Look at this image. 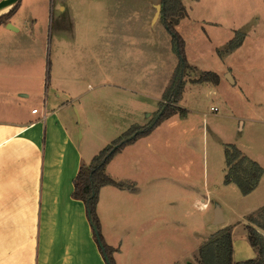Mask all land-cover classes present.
<instances>
[{
  "label": "crops",
  "instance_id": "0c3cea01",
  "mask_svg": "<svg viewBox=\"0 0 264 264\" xmlns=\"http://www.w3.org/2000/svg\"><path fill=\"white\" fill-rule=\"evenodd\" d=\"M53 1L42 0L27 15L19 5L0 24V264H108L84 201L73 196L74 178L83 163L158 113L179 57L161 20L162 0ZM207 1L182 0L187 15L177 29L193 70L178 106L188 107L184 95L193 87L207 88L229 108L244 96L241 108L252 111V102L262 104L244 90L242 72L232 70L243 43L219 54L233 33L208 11L195 12ZM256 68L252 61L248 73ZM202 71L216 72L219 83L193 82ZM188 111L127 145L106 166L125 183L102 186L97 203L116 264H195V237L199 249L207 241L196 234L194 208L205 211L214 200L195 182ZM223 218L218 231L228 228Z\"/></svg>",
  "mask_w": 264,
  "mask_h": 264
},
{
  "label": "rangeland",
  "instance_id": "374dc122",
  "mask_svg": "<svg viewBox=\"0 0 264 264\" xmlns=\"http://www.w3.org/2000/svg\"><path fill=\"white\" fill-rule=\"evenodd\" d=\"M41 1L20 0L8 11L0 14V20L3 22L8 19L19 5L22 15L30 14L33 5H39ZM48 1L51 3L52 0ZM214 3L217 4L214 5ZM206 11L209 12L210 17L221 22L225 30L233 33L231 39L235 37L236 32L245 35L243 46L238 50L235 58L237 62H234L235 67L233 66L232 70L236 74L242 72V77L247 82L246 87L243 86L244 90L252 91L254 95L252 97L262 104H255L256 101H254L252 102L253 110L247 111L241 108L243 104H247V99L243 96L242 101L236 99L237 101H234L229 108L228 105L221 103L218 96L209 95L207 88L193 92L192 87L187 89L184 95L188 106L186 111L188 113L189 109L194 115L192 116L194 118L192 127L196 140L194 148L195 182L203 193L206 194V188L209 189L210 199L220 204L223 215L227 219L228 228L236 240L234 261L237 262L255 258L252 256L260 257L255 247L250 251L247 249L250 242L246 226L247 224L256 226L252 219L259 218V213L264 207V178L260 188L246 195L237 185H227L225 183V145L235 144L244 154L259 162L264 168V0H226V2L208 0L206 9L196 8L195 10L198 15ZM21 56L27 55L21 54ZM252 61L257 67L254 69V75L248 73ZM212 105L217 106V110H212ZM204 114L207 117L206 124H203ZM241 118L246 122L243 129H240L242 128ZM250 118L255 121L249 122ZM212 132H216L218 138ZM179 152L185 153L186 150L179 147ZM214 202L205 211L194 208L196 234L208 235L204 237L207 241L216 236L219 232L218 225L222 224H215L216 205ZM258 229L264 234L262 228L258 227ZM200 244L201 242L195 237L194 249L190 251L191 256L194 255L195 264H201L199 261Z\"/></svg>",
  "mask_w": 264,
  "mask_h": 264
},
{
  "label": "trees",
  "instance_id": "16d2710c",
  "mask_svg": "<svg viewBox=\"0 0 264 264\" xmlns=\"http://www.w3.org/2000/svg\"><path fill=\"white\" fill-rule=\"evenodd\" d=\"M187 15V8L182 0H162L161 20L172 35V40L179 62L173 73L169 85L160 104V110L154 115L147 125H134L125 131L121 136L112 141L95 155L89 164L83 163L78 174L74 178L73 196L82 199L86 205L87 213L93 227L99 231L100 250L108 264H116L113 253L115 249L108 245L101 233V222L97 213L99 190L102 186L112 184L124 187L125 183L116 181L106 172V166L110 160L127 145L133 144L139 138L149 135L166 119L179 113L182 117L187 114L186 109L178 106L184 87L187 82V75L193 70L186 55V42L177 29L179 20ZM2 21L0 20V24ZM245 35L236 32L226 48L219 51L223 56L234 51L243 43ZM193 82L219 83L220 77L214 71H202L192 78ZM225 158L227 171L225 183H235L246 195L252 192L260 183L264 174V168L255 160L244 154L235 144L225 145ZM256 226L264 230V207L259 213V218L252 219ZM251 224H247L248 238L250 244L255 247L260 257L250 258L235 262L233 259V236L229 228L221 229L213 239L202 244L199 249V261L201 264H264V234ZM96 239L97 234L94 230ZM99 242V240H98Z\"/></svg>",
  "mask_w": 264,
  "mask_h": 264
},
{
  "label": "water",
  "instance_id": "95a60500",
  "mask_svg": "<svg viewBox=\"0 0 264 264\" xmlns=\"http://www.w3.org/2000/svg\"><path fill=\"white\" fill-rule=\"evenodd\" d=\"M20 0H0V12L6 8H10L12 7L13 5H15L16 3H18ZM161 10V9H160ZM215 223L217 224H220V223H223L224 222V218H223V215H222V210L220 207H217L216 208V211H215ZM94 230L97 234V237H98V240H99V243L100 242V239H99V231L96 227H94Z\"/></svg>",
  "mask_w": 264,
  "mask_h": 264
},
{
  "label": "built area",
  "instance_id": "2783aa9c",
  "mask_svg": "<svg viewBox=\"0 0 264 264\" xmlns=\"http://www.w3.org/2000/svg\"><path fill=\"white\" fill-rule=\"evenodd\" d=\"M33 111L36 112L37 109H34ZM203 206L206 208L208 206V203H204Z\"/></svg>",
  "mask_w": 264,
  "mask_h": 264
},
{
  "label": "bare ground",
  "instance_id": "6f19581e",
  "mask_svg": "<svg viewBox=\"0 0 264 264\" xmlns=\"http://www.w3.org/2000/svg\"><path fill=\"white\" fill-rule=\"evenodd\" d=\"M8 9H9V8H6V9L2 10V11L0 12V14L5 13L6 11H8Z\"/></svg>",
  "mask_w": 264,
  "mask_h": 264
}]
</instances>
